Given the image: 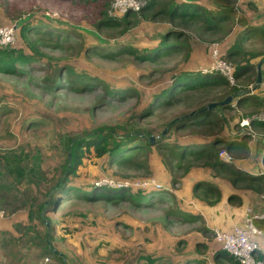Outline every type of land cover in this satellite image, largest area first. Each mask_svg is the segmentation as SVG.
<instances>
[{
    "label": "rangeland",
    "instance_id": "1",
    "mask_svg": "<svg viewBox=\"0 0 264 264\" xmlns=\"http://www.w3.org/2000/svg\"><path fill=\"white\" fill-rule=\"evenodd\" d=\"M193 1L209 9L228 6L222 4L220 0ZM240 1L238 5L241 4ZM7 2L11 14L16 17L12 18L14 21H11L16 22L19 27L20 23L27 19L36 21L40 25L51 22L58 27V31L61 33L57 30L54 33H59V40L56 36L48 35L47 32L33 37L37 44L49 42L63 47L57 46L55 49L48 48L44 50L46 57L50 56L57 59L55 64L68 62V54H74V57L81 55L76 64H69L73 71L71 75L67 74L66 78H92L97 80L98 84L91 89H86L84 92L75 89L46 92L43 89L51 86L42 80L43 74L36 70L22 75H0L1 157L7 156V152H16L17 149H20V146H26L32 154L42 157L41 163L44 169L56 168L60 170L65 163L66 154L59 143L67 134H78L83 130L93 133L99 127L118 126L117 134L135 129L139 132H151L155 137L160 138V132L165 128V122L172 120L174 117H182L189 111L185 113L183 103L188 104L186 99H189L194 92L187 94L182 92L172 101V105L158 109L152 116L139 117L142 110L140 107L143 103H146L145 99L148 98L149 93L156 87L158 89L159 86H166L171 82L174 74L179 73L181 70H188V66H190L189 62H185L183 56L177 52L165 55L157 59L156 62H139L133 58L134 56L129 52V49L135 48L137 49L135 51L141 54L152 46L154 40L159 37L160 31L174 28L164 18L151 20L148 16L146 18L139 16L140 10L147 5L146 0H110V7L107 9L108 14L114 18H122L130 13V17L126 19L130 21V24L128 28L120 23L118 26L102 29H98L94 25L98 13L97 6L100 5L99 1L96 4L87 6L78 0H7ZM136 6L137 8H135ZM237 11L238 13L236 12L233 15L234 19L239 18L241 20L232 27L233 23L231 22L226 27L229 29L227 33L226 29L221 34L199 35L198 32L190 28L188 32L191 39H194L196 45H198L197 43L202 44L207 49L211 44L219 43L226 50L235 40L236 34L244 28V22L247 20L251 24L257 22L255 17L252 18V15L249 16L241 8H238ZM41 13L45 15L47 13L55 14L57 20L48 21L47 18L40 16ZM254 16L257 15L254 14ZM1 17L0 13V23H2ZM178 28L180 27L178 26ZM20 29L18 30V37ZM117 42L120 43L119 49L114 48V53L100 49L102 54L97 52L95 54L86 53L82 47L83 45L101 44L108 46L109 49L115 47ZM17 44L18 41L15 45ZM239 47L242 50V58L250 59L249 54L251 53H264V38L254 37ZM76 52H78V55H76ZM260 58H255L253 63L255 65L259 63L261 60L258 62L257 59ZM230 61L229 63L235 69V60ZM248 79L254 82L253 84L249 82L247 89L255 85L257 72L254 70L247 76L237 80V83L238 85L246 84ZM263 83L264 71H262V84L259 89L264 96ZM112 89L120 91L118 94L120 96L117 99H108L107 95ZM259 90L249 95H255ZM256 97L261 98V95L257 94ZM230 109L226 112L231 116H228V118L235 121L233 124H237L239 130L243 128L241 126L243 120L250 121L252 118H256L258 121H264L260 119L264 114V109L261 107H253L247 104L246 108H239L236 104L231 106ZM212 110H214L211 113L212 123L219 124L217 109L213 108ZM28 116H38L40 120L38 122L34 120L36 123L31 120L29 125L25 124L24 119ZM228 118L223 119L222 125H228ZM196 125L188 124L186 126L188 129L183 132L171 131L166 136L168 137L165 141L166 150L151 146L146 150L132 153L130 162L124 161L110 166L103 158L85 157L75 174V182L82 186L86 185L85 187L99 179L102 180L104 177L114 181H136L148 178L160 182L158 179L161 175V177L170 180L173 186L174 178L177 179V182H175L177 184L180 179L182 180L189 174L192 176L194 173L198 174L201 169H205L201 170L202 172L210 171L213 173L215 171L218 174H230L226 171L231 168L236 172L237 168L234 166V162L237 161V157L235 154L224 147L225 144L213 147L211 145L212 140L207 135L211 133L212 129H209L208 126L198 128ZM211 126L214 127L213 124ZM251 127L250 125L245 127L246 130L243 134L252 135L255 130H252ZM219 130L220 128L212 130V132L216 133ZM202 132L208 137L204 141L206 144L196 146L194 150L188 152V156L180 160L178 149L175 148L178 141L183 143L181 142L182 139H190L192 136L198 137L199 135L205 138ZM242 142H238L239 146ZM139 143H144L145 147L148 146L142 140H139ZM204 145L209 149L207 151L209 155L210 151H213L214 161L224 164L222 168L210 167L211 169L206 170L207 167H199V165L211 159L206 153H202V155L201 151H198ZM243 147L245 148V144ZM225 150L231 156V160L228 162L220 155ZM180 163H182L181 165L192 164V166H196V170H193L191 166V168L186 169L185 174H182V171H179L181 169L179 168ZM144 165L146 168H144ZM250 172L248 170L246 176H252V172ZM12 176L0 163L1 217L8 220L17 218L11 222L8 230H0V264H60L53 255H46L42 253L40 248L29 244L28 238L33 232L21 235L16 231L15 222L28 224L27 205L29 203L23 205L25 198L21 190L8 186L12 185L11 182L13 183ZM179 189H181V186ZM34 192L40 199H44V196L39 195L37 190H34ZM171 195L172 199L168 201L169 203L154 202L152 207L147 208H132L131 200H123L119 203L105 201L90 203L75 198L71 201H65L55 214L48 216L52 221L58 222L57 232L54 233L55 238L53 237L56 240L55 247L58 251L66 253L70 264H132L130 263L131 257L138 250L140 243L145 246L144 252L138 254V260L141 262L152 264V253H157L164 259L173 257L172 261H175L176 256L179 257L189 253L188 250L191 248L197 249L198 244L195 239L189 240L187 234L196 236L197 231L199 232L201 228L195 225L194 220L189 219H181V221L174 224L167 222L165 215L167 216L168 211L171 209L174 210L176 204V197L173 193ZM205 195L206 190L203 192L202 197L204 201L209 197L212 200L216 199V196L213 198L211 194L208 198ZM149 198L150 194H146L144 200L148 201ZM74 211L77 212L73 214ZM120 221L128 226L122 225ZM129 224L136 228L137 235L142 236V239L139 240L140 243L137 241L128 244L126 237L131 233ZM168 227L172 228L173 234L170 233ZM206 237L209 242L207 245L205 244L206 247L203 249L206 250V256L208 257L205 264H229L223 260L215 262L210 259L211 255L208 252L212 248L211 241L214 239V232L210 231ZM59 240H63L64 243ZM179 240L181 244H177V247L174 246L173 242L179 243ZM203 256L205 257L204 254ZM261 264H264V262H261Z\"/></svg>",
    "mask_w": 264,
    "mask_h": 264
},
{
    "label": "trees",
    "instance_id": "2",
    "mask_svg": "<svg viewBox=\"0 0 264 264\" xmlns=\"http://www.w3.org/2000/svg\"><path fill=\"white\" fill-rule=\"evenodd\" d=\"M78 1L85 6L96 4L99 1L100 5L97 6L98 13L94 24L96 28L102 29L106 27H115L120 23L125 28L129 27L128 25L130 24V21L126 19L130 17V13H127L122 18H114L108 14L107 9L110 7V0ZM220 1L222 4L228 6L225 8L214 7L209 9L198 2H194L193 0H146L147 5L140 10L138 13L139 16H142V18H146V16H148L151 20L164 18L165 21L173 25L174 28L163 30V32H161L159 35L157 44L148 50H144V52L141 54H138V52L135 51L137 50L135 48L129 49V52L134 56L133 58L139 62H156L157 59L175 52L180 53V55L183 56L184 61L188 62L191 57L193 45L195 43L194 39H191V35L188 32L190 28L198 32L199 35L211 33L221 34L223 30L227 29L226 27L231 22L233 23L231 27L234 24L240 22L241 19L237 18V20H235L233 16L236 14V12L238 13V8H241L239 5H235L238 4L239 0ZM0 13L2 18L7 20L0 24H6L14 21L12 18H14L15 15L11 14V11L8 8L7 0H0ZM256 15L259 16L258 13H256ZM41 16L43 18H47L48 21L57 20L45 15L44 13H41ZM247 21L243 23L245 25L244 28H242V30L236 34L235 40H233L232 44L227 47L224 55V58L227 62H231L230 60H235L236 64L234 74L237 80L247 76L254 70L257 72L258 63L255 65L253 61L257 57L260 58V56L262 57L257 59L258 62L264 58V53H251L249 54L250 59L242 58V50L239 46L244 45L254 37L260 36L264 38V24L255 25L248 23ZM20 24L21 25L19 28L21 29L20 35L18 37V44L6 47L0 46V75H22L36 70L43 74L42 80L51 86L50 88L43 89L46 92L51 90L55 92L62 89H75L79 90L80 92H84L86 89H91L98 84V81L92 78H66V75H71V72L73 71V68L70 65L76 64L81 55L74 57V54H68V62L65 61V63L62 62L55 64V60L57 59L50 56L46 57L44 50L48 48L55 49L57 46L60 48L63 47L58 44H51L49 42H41V44L35 43L33 37L39 36L38 34H42L43 32H47L48 35L56 36L59 40V33L61 32L58 31V27L56 25L52 24L51 22L40 25V23L31 19L22 21ZM178 26L180 28H178ZM56 30L59 33H54ZM228 30L229 29H227L226 33ZM100 45H83L82 47L86 53L90 52L95 54V52H97L98 54H102V51L100 50L114 53L113 49H119L118 46L120 43L117 42L115 47H111L109 49L108 46ZM76 55H78V52H76ZM241 60L246 61L240 62ZM262 71H264V64L262 65ZM171 79L172 80L169 84L164 87L161 86L162 90L155 91L154 94L149 97V102L147 105H141L140 109L142 110L139 113L140 118L144 116H152L158 109L172 105V101L177 98V95L182 94V92H185V94L194 92L192 95H190L189 99H186V102L189 105L179 102L183 103V110L185 113L188 110L190 113L193 110H198L205 107L209 103L222 101L227 96L235 93L236 91L246 89L249 86V82L250 84H253L254 82L251 79H248L246 84L238 85L237 83V85L231 86L221 74L215 72H202L200 70H181L179 73L174 74ZM119 92L120 91H115L112 89L109 91V95H107L108 99H117L118 96H120L118 95ZM256 96L257 94L243 95L233 100L232 103L216 107V109L219 108L220 110H228L233 105L237 104L238 106H244L246 103L250 106L261 107L264 109V96L261 97L262 99ZM95 106L97 107L98 105ZM213 111L214 110L210 109L202 114L193 115L186 119L180 117L172 118V120L165 122L164 129H166V133L162 135V130L160 132V138L155 137L151 132H139L137 130L135 131V129L117 134L118 126L99 127L93 133L83 130L78 134H67L59 143V145L64 148V153L66 154L65 163L61 166L60 170H57L56 168L44 169L41 163L42 157L37 154H32L30 150H27L26 146H20V149H17L16 152H7V156L4 158L0 156L1 165L4 166L10 175H13V183L10 181L12 185L8 186L10 188L15 187V189L21 190L25 198L23 205L27 204V202L29 203L27 205L28 224L15 222L14 225L16 231L21 235H27V233L33 232L31 235H29V244H33L37 248H40L42 253L46 255H53V257L57 259L60 264H70L68 262L66 253L63 251H58L55 247L56 240H54L53 237L55 238L54 233L57 232L58 222L52 221L48 217L50 214H55L61 204L65 201H71L75 198L77 200L80 199L90 203L98 201L119 203L123 200H131L132 208H147L152 206L155 201L163 202L172 199L171 193L164 190L143 191L110 188L107 186H98L95 182L91 185H87V187H85L86 185L82 186L77 184L75 182V174L82 164V160L85 157L97 159L103 158L105 162L112 166L114 164H120L124 161L130 162V155L132 153L146 150L151 148V146L157 147L160 150H166L167 146L165 141L166 138H168L166 136H168L171 131L177 132L183 128H186L188 124L200 125L199 123H203L204 121V125L201 126H208V128L212 130L219 129L221 127L220 123H205L207 119L203 120L204 118L210 116ZM31 120H33V123H36L40 119L38 116H28L24 119L25 124L29 125ZM171 121L173 122L170 124V126H168ZM211 124H213L214 127H212ZM256 124L264 126V121H258L256 118H252L250 120V125L255 126ZM151 135L155 137V141L153 143H150L148 140V136ZM139 140L144 141L149 147H145L144 143H139ZM220 142L222 143L223 141L216 138L211 142V145L215 147L216 145L220 144ZM243 145L244 144L241 143L240 146ZM191 146L193 145H181L178 142L175 148L178 149L180 160H183L186 156H188V152L192 151L190 149ZM205 146L206 145L198 149V151H201V154L206 153L209 155L207 152L209 149H207ZM234 146L235 142L231 141L228 143L227 148L231 149L232 147L233 149ZM68 152L71 153L72 158L69 170L63 182L52 191L55 184L60 180L68 166ZM209 157H211V159L207 160V162L202 165L210 166L212 168L223 167V163L214 161L213 151H210ZM181 164L182 163L179 164V168H181L179 171H182V174H185L187 172L186 169L188 167L191 168L192 166V164ZM192 167H194V165ZM144 168H146L145 165ZM235 173V178L239 179L240 182L245 181V184L253 183V181L264 178V176L261 175L258 177L249 175L246 176V173L240 170H237ZM173 182H177V179L174 178ZM198 184L200 185V183L195 184L194 190L198 187ZM206 186V194H211L213 198L216 196L215 200H208V202H210V204L216 203L220 199V191L215 186ZM34 190H37L39 195L42 194L44 199H40L39 196L35 195ZM262 192H264V187ZM146 194H150L148 201L144 200ZM76 212L77 211H74L73 214ZM177 212L180 213L179 211ZM181 214L182 213H180V215ZM167 215L173 216L175 215V211L170 210L168 211ZM165 219L168 220V216L165 215ZM47 222H49L50 225L49 236H47ZM120 223L124 226H128L123 221H120ZM256 223L258 226L264 228V221H257ZM129 228L131 233L126 237L128 244L139 241L142 236L136 234V228L130 224ZM47 240H49V243ZM59 241L63 242V240ZM178 242L179 243L173 242L174 246L177 247V244H181V241ZM197 244V252L202 254L198 258L190 259L184 255H181L173 263L169 257L164 259L161 258L160 255H156L155 257H152V264H205L206 258L203 256V254L205 255L206 250L203 249L206 247L205 244L207 245V243L202 241L198 242ZM142 251L143 246L140 244L138 246V250L131 257L130 263H137L138 254ZM257 257L262 262H264V255H258ZM212 260L215 262H220L223 260L229 264H240L235 258L220 250L212 254Z\"/></svg>",
    "mask_w": 264,
    "mask_h": 264
},
{
    "label": "crops",
    "instance_id": "3",
    "mask_svg": "<svg viewBox=\"0 0 264 264\" xmlns=\"http://www.w3.org/2000/svg\"><path fill=\"white\" fill-rule=\"evenodd\" d=\"M240 2L242 6L241 4H239V7L242 8V11L248 13L250 16L252 15V18L255 17V19L257 20V22H254L255 25L264 24V14H263L264 0H241ZM256 13H258L259 16H254V14ZM1 21L4 22L7 20L1 17ZM159 34H161V31ZM158 38L159 37L155 39L156 41L154 40L151 47H154L157 44ZM17 41H19L18 38ZM197 44L198 45L194 43L193 45L191 57L188 61L190 66H188L189 69L186 71H193V70L201 71L209 64L208 49L202 44L199 43ZM157 90H162V87L159 86L158 89L156 87V89H154L151 93H149L148 98L145 99L146 103H143V105L148 104L149 97ZM256 94H260L261 97L263 96L261 90L257 91ZM246 105L247 103L244 106H239V108L242 107L246 108ZM228 110H222V109L220 110L219 108H217V117L218 120H220L221 127L220 130L217 131L216 133H214V131L208 133L207 134L208 137H210L212 141H214V139L216 138L221 139L223 142L222 143L220 142V144L222 145L225 144L226 146L224 145V147L226 148L228 147L229 142L231 141L235 142V146L233 149L232 147L231 149L228 148L227 149L231 151V153H234L235 156L237 157V161L235 160L234 162L235 163L234 166L237 168V170L243 171L246 174L249 170L252 172V176L254 177H258L260 175L264 176V135H261L264 134V126L260 124H256L255 126L251 127L252 130H255L253 134L245 135L243 133L245 132L246 128H242L241 130L237 129V124H233V122L235 121L233 120L231 121L228 118V116H230L228 115V113H226L228 112ZM225 117L229 119V123H227L229 126L222 125L223 119H225ZM205 119H207L205 123L212 122L211 115L204 118L203 120ZM199 124L200 125H196L198 128L203 127L201 125H204V121L203 123H199ZM186 129L188 128H183L179 131L183 132ZM202 135L205 136L203 132ZM208 137L205 136L204 138L200 135L198 137L192 136V138L190 139L189 138L182 139L181 142L183 143H180L179 141L178 142L181 145H188V144L193 145L190 147V149L194 150L196 146H199L200 144H204L205 143L204 141ZM236 141L238 142L243 141L242 144H245V148L243 147L244 145L239 146L238 142ZM199 167H207L206 170L211 169L210 166L199 165ZM192 169L196 170V166L192 167ZM197 169H201V168H197ZM201 170H205V169H201ZM201 170L198 174L194 173L193 176L191 174L187 175L182 180L180 179V181L177 184L174 183L173 186L171 185L170 180L161 177V175L158 179L167 189L165 191L170 192L171 194L173 193V195L176 197L175 209L173 210L175 211V215L173 216L167 215L169 218L167 222H170V224H174L175 222L181 221V219H189V220H194L193 222L195 223L196 226H200L201 230L199 232L197 231L198 234L196 236L187 234L189 240L195 239L196 243L204 241L208 244L209 241L206 235L209 234L210 231L214 232V230L216 229L218 230L231 229L235 224H239L243 220L246 210L248 208L254 214L264 211V192H262L264 187V178L253 181V183L245 184V181L240 182L239 179L232 177L233 175L236 176V173L231 168L228 169V171H226L229 172L230 174L228 173L218 174L215 171H213V173H211L210 171L202 172ZM196 183H200V185L198 184V187L194 190V186ZM206 185L215 186L220 191V199L214 204H210V202H208V200L210 201L212 200L210 199L211 197H209V194L205 195L207 198L209 197L207 201H204L202 199L203 192L206 190L207 187ZM180 186L181 189H179ZM166 202L168 201H163L162 204ZM177 211H179L182 214L180 215V213H178ZM16 219L8 220L5 217H0V230L2 231L8 230L10 228L11 222H13ZM165 224L167 225L168 223ZM168 229L170 233L173 234L172 228L168 227ZM211 243H212L211 246L212 248L208 252V254L210 253L211 255L210 259H212V254H214L216 251L219 250V248H217L214 239L213 241H211ZM140 244L142 245V243ZM142 246L144 249L145 246L144 245ZM188 251L189 253H185L184 256L190 259L200 257L199 253L197 252V249L191 248ZM143 252L144 251H142L141 253ZM156 255L157 253H152L153 257H155ZM206 255L207 252L205 253V258L208 259ZM172 258L173 257H170L171 260ZM177 258L178 256L175 257V260ZM174 262L175 261H173V263ZM138 263L146 264L145 262H141L140 260H138Z\"/></svg>",
    "mask_w": 264,
    "mask_h": 264
},
{
    "label": "built area",
    "instance_id": "4",
    "mask_svg": "<svg viewBox=\"0 0 264 264\" xmlns=\"http://www.w3.org/2000/svg\"><path fill=\"white\" fill-rule=\"evenodd\" d=\"M136 5V4H134ZM137 8V6L135 7ZM49 17L57 19L55 14L47 13ZM19 25L16 22L0 24V46H13L18 38ZM209 64L202 69V72H215L221 74L229 85H237L234 68L231 63L224 58L225 50L219 43H213L208 49ZM260 119L264 120V114ZM250 121L243 120L241 126L249 127ZM220 155L225 161L231 160L228 151H222ZM98 186L110 188L143 190V191H162L167 190L162 183L154 179H138L136 181H114L109 178H102L95 182ZM2 213L0 212V217ZM257 221H264V211L252 213L248 208L243 220L235 224L228 230H214V240L217 248L224 251L240 264H261L258 255H264V230L257 225Z\"/></svg>",
    "mask_w": 264,
    "mask_h": 264
},
{
    "label": "water",
    "instance_id": "5",
    "mask_svg": "<svg viewBox=\"0 0 264 264\" xmlns=\"http://www.w3.org/2000/svg\"><path fill=\"white\" fill-rule=\"evenodd\" d=\"M264 64V58L257 64V80H256V83L255 85H253V87H250V88H246V89H242V90H238L236 91L235 93L227 96L225 99H223L222 101H218V102H212V103H209L208 105H206L205 107L201 108V109H198V110H193L191 111L190 113H188L187 115H184L180 118H183V119H186V118H189L193 115H197V114H202L210 109H213V108H216V107H219V106H223V105H226L228 103H232L233 100L239 98L240 96H243V95H249V94H252L254 93V91L258 90L262 84V65ZM173 121H171L169 123L168 126H170V124L172 123ZM166 133V129H164L162 131V135H164ZM148 140L150 143H153L155 141V137L154 136H148ZM71 153L69 152L68 153V166L64 172V174L62 175V177L60 178V180L55 184L54 188L52 189V191L57 188L62 182L63 180L65 179V176L69 170V167L71 165ZM47 225V236L50 235V225L49 223L47 222L46 223ZM48 243H49V240H47Z\"/></svg>",
    "mask_w": 264,
    "mask_h": 264
},
{
    "label": "clouds",
    "instance_id": "6",
    "mask_svg": "<svg viewBox=\"0 0 264 264\" xmlns=\"http://www.w3.org/2000/svg\"><path fill=\"white\" fill-rule=\"evenodd\" d=\"M254 94V93H253Z\"/></svg>",
    "mask_w": 264,
    "mask_h": 264
}]
</instances>
